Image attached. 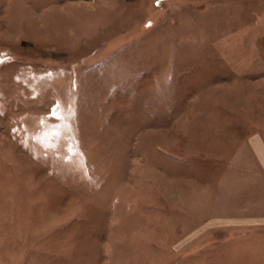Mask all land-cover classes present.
Returning <instances> with one entry per match:
<instances>
[{
  "label": "rangeland",
  "instance_id": "obj_1",
  "mask_svg": "<svg viewBox=\"0 0 264 264\" xmlns=\"http://www.w3.org/2000/svg\"><path fill=\"white\" fill-rule=\"evenodd\" d=\"M258 141L264 0H0V264H264Z\"/></svg>",
  "mask_w": 264,
  "mask_h": 264
},
{
  "label": "crops",
  "instance_id": "obj_2",
  "mask_svg": "<svg viewBox=\"0 0 264 264\" xmlns=\"http://www.w3.org/2000/svg\"><path fill=\"white\" fill-rule=\"evenodd\" d=\"M255 144H257V147L255 149V150H257L255 153L257 156V161L259 162V164L261 165V167L264 170V147H263V144L261 143V141H258Z\"/></svg>",
  "mask_w": 264,
  "mask_h": 264
}]
</instances>
